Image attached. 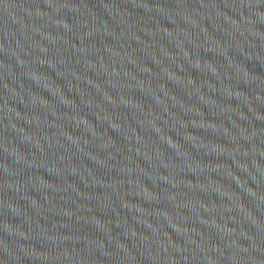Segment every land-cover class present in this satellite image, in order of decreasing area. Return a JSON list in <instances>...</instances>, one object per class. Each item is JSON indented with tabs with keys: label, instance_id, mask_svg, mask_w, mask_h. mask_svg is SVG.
Listing matches in <instances>:
<instances>
[{
	"label": "water",
	"instance_id": "obj_1",
	"mask_svg": "<svg viewBox=\"0 0 264 264\" xmlns=\"http://www.w3.org/2000/svg\"><path fill=\"white\" fill-rule=\"evenodd\" d=\"M0 264H264V0H0Z\"/></svg>",
	"mask_w": 264,
	"mask_h": 264
}]
</instances>
